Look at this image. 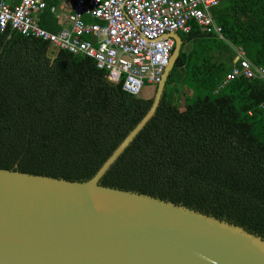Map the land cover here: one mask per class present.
<instances>
[{
    "label": "trees",
    "instance_id": "16d2710c",
    "mask_svg": "<svg viewBox=\"0 0 264 264\" xmlns=\"http://www.w3.org/2000/svg\"><path fill=\"white\" fill-rule=\"evenodd\" d=\"M45 1L37 20L57 33L58 1ZM219 1L211 14L222 38L195 23L178 33L183 46L155 115L99 185L189 207L264 240V81L239 77L220 88L234 67L232 46L264 67V0ZM12 31L0 32V169L91 180L149 112L157 86L129 94L92 59L51 56L48 42Z\"/></svg>",
    "mask_w": 264,
    "mask_h": 264
},
{
    "label": "water",
    "instance_id": "95a60500",
    "mask_svg": "<svg viewBox=\"0 0 264 264\" xmlns=\"http://www.w3.org/2000/svg\"><path fill=\"white\" fill-rule=\"evenodd\" d=\"M169 38L175 46L152 107L91 180L0 169V264H264V240L240 227L99 185L157 111L183 46L179 34Z\"/></svg>",
    "mask_w": 264,
    "mask_h": 264
},
{
    "label": "built area",
    "instance_id": "2783aa9c",
    "mask_svg": "<svg viewBox=\"0 0 264 264\" xmlns=\"http://www.w3.org/2000/svg\"><path fill=\"white\" fill-rule=\"evenodd\" d=\"M71 5L66 22L57 33L39 25L37 15L47 8L45 0H21L11 6L0 2V32L10 28L24 36L41 39L51 49L65 50L92 59L112 83L138 96L146 86H158L170 64L179 32L189 33L191 23L202 32L221 36L211 10L219 0H66ZM56 15L57 8L51 7ZM234 67L220 88L243 77L264 81V67L253 65L240 46H232ZM264 107V104L261 106Z\"/></svg>",
    "mask_w": 264,
    "mask_h": 264
},
{
    "label": "crops",
    "instance_id": "0c3cea01",
    "mask_svg": "<svg viewBox=\"0 0 264 264\" xmlns=\"http://www.w3.org/2000/svg\"><path fill=\"white\" fill-rule=\"evenodd\" d=\"M1 1H5L7 3H9L11 6H15L13 5V0H1ZM58 4L57 5H53L57 8V14L55 15L56 18L59 21V24H62L66 22L67 19V15L70 13L71 11V5L68 4L66 2V0H57ZM18 5V4H16ZM146 94H148V92H145Z\"/></svg>",
    "mask_w": 264,
    "mask_h": 264
},
{
    "label": "rangeland",
    "instance_id": "374dc122",
    "mask_svg": "<svg viewBox=\"0 0 264 264\" xmlns=\"http://www.w3.org/2000/svg\"><path fill=\"white\" fill-rule=\"evenodd\" d=\"M148 92H149L148 93L149 95L153 96L154 95V92H155V89L154 88H150Z\"/></svg>",
    "mask_w": 264,
    "mask_h": 264
},
{
    "label": "bare ground",
    "instance_id": "6f19581e",
    "mask_svg": "<svg viewBox=\"0 0 264 264\" xmlns=\"http://www.w3.org/2000/svg\"><path fill=\"white\" fill-rule=\"evenodd\" d=\"M40 25V24H39ZM13 32V31H12ZM21 34V33H20ZM22 35V34H21ZM69 181V180H68ZM80 182V181H79ZM187 208H189V207H187ZM226 221V220H225ZM238 226V225H237Z\"/></svg>",
    "mask_w": 264,
    "mask_h": 264
}]
</instances>
